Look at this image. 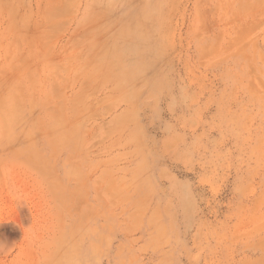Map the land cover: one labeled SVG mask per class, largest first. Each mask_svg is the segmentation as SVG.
Returning <instances> with one entry per match:
<instances>
[{"label": "rangeland", "instance_id": "374dc122", "mask_svg": "<svg viewBox=\"0 0 264 264\" xmlns=\"http://www.w3.org/2000/svg\"><path fill=\"white\" fill-rule=\"evenodd\" d=\"M0 264H264V0H0Z\"/></svg>", "mask_w": 264, "mask_h": 264}, {"label": "bare ground", "instance_id": "6f19581e", "mask_svg": "<svg viewBox=\"0 0 264 264\" xmlns=\"http://www.w3.org/2000/svg\"><path fill=\"white\" fill-rule=\"evenodd\" d=\"M56 1V0H55ZM67 2V1H66ZM57 8V7H56ZM59 8V7H58ZM59 14V13H58ZM56 16V15H55ZM61 20V19H60Z\"/></svg>", "mask_w": 264, "mask_h": 264}]
</instances>
